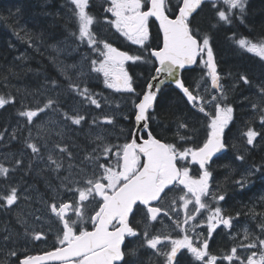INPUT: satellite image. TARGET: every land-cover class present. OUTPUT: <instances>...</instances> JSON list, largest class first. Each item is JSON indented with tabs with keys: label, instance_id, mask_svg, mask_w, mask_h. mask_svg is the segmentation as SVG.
<instances>
[{
	"label": "snow or ice",
	"instance_id": "6c2138e0",
	"mask_svg": "<svg viewBox=\"0 0 264 264\" xmlns=\"http://www.w3.org/2000/svg\"><path fill=\"white\" fill-rule=\"evenodd\" d=\"M69 3L74 6L70 11L76 25L71 35L95 54L83 57L88 62L89 74L95 73L97 78L102 76L109 89L136 94V100L132 101L135 127L122 144L97 135L92 141L94 147L85 151L79 164L74 162L76 157L67 143H55L45 158L41 154L42 146L34 140L29 129L19 157L13 154L8 164L0 163V182L5 185L0 188V209L12 210L22 198L19 186L10 182L12 174L21 169L31 172L33 160L42 161L45 169L56 174L59 181L47 184L51 194L41 201L47 211L49 231L55 226V243L51 250L38 255L27 254L25 249L21 256L12 247L7 256L15 257L16 264H145L143 249L151 251L148 264H152V257L156 258V264H264V213H257L255 209H249V214L253 219L261 217L256 224L258 234L244 226L242 240L225 254H214L210 248V241L218 229L229 230L232 239L239 235L233 234L231 229L240 213L235 217L225 215L219 206L225 195L219 186L213 189L211 170L213 158H219L217 154L228 147L226 129L235 119V109L228 103V91L221 83L210 29L202 31L196 16L207 5L213 12V27L232 25L236 20L243 23L247 0H105L107 6L103 12L106 15L102 20L90 13V0H69ZM150 22H158L160 35L157 39L162 41L155 48L149 43ZM99 24L114 28L132 45L143 49L147 56L121 51L101 39L94 29ZM232 39L240 50L258 58L255 62L260 71L256 82L248 69L239 70L231 88L255 87L259 99L251 103V109L264 127V38L237 39L233 34ZM141 60L156 65L157 76L152 80L166 74L183 93L186 102L197 114H202V137L198 129L190 127L186 121L178 123L175 142H164L153 134L150 122L155 119L153 112L160 85L165 81L161 79L155 85L149 82L146 91L136 93L125 65ZM192 65L202 66L206 71L201 77L203 86L197 83L190 89L179 77L182 69ZM65 78L68 100L62 101L61 93L57 92L47 97L42 106L33 108L21 103L17 115L24 119L25 126L32 125L34 118L48 110L58 113L67 124L80 126L86 121V116L80 114V106L90 104L100 108L98 94L74 82L70 76ZM51 85L53 90L59 87L54 80ZM77 97V105L70 106L68 101ZM15 103L10 94L0 95V108ZM96 122L94 118L93 124ZM103 122L111 125L114 118L105 116ZM40 131L45 135L54 134L61 141L65 137V128L59 127L56 121L47 122ZM241 135L246 145L255 146L257 137L262 134L249 126ZM3 139L4 133L0 132V140ZM11 139H17L16 130ZM46 144L47 141L44 147ZM26 151L33 158L27 164ZM236 159L243 161L244 156L237 155ZM61 171L67 175L61 176ZM257 172H261V166L248 169L235 183L243 189L249 177ZM23 198L31 199L29 196ZM34 219L41 221L42 217L34 215ZM165 219L169 223H165ZM17 223L23 229L25 241L46 240L47 234L37 231L24 215L17 216ZM156 223L162 227L154 231ZM141 224L143 230L138 227ZM13 235L20 234L9 232L2 239L15 243ZM129 239L133 241L131 245L126 242Z\"/></svg>",
	"mask_w": 264,
	"mask_h": 264
},
{
	"label": "trees",
	"instance_id": "16d2710c",
	"mask_svg": "<svg viewBox=\"0 0 264 264\" xmlns=\"http://www.w3.org/2000/svg\"><path fill=\"white\" fill-rule=\"evenodd\" d=\"M69 6V0H0V95L10 94L16 100L15 104L0 108V132L4 133V139L0 140V149H9L16 157H19L24 149L26 138L25 132L23 131L21 135L13 124L16 119L21 118L17 115L21 103L25 104L29 98L40 96L39 103L43 105L47 97L56 95L52 86H46L53 80L59 85L55 90H62L61 100L68 99V93L65 91L68 80L53 63L51 47L76 30L73 20L67 17ZM106 6L105 0H90V13L102 19L106 15L103 12ZM196 23L202 31L210 29L213 37V50L228 91V103L232 104L235 109V119L228 128L229 142L234 141L235 143L233 162L227 165L229 169L233 168L232 165L235 163L238 165L236 156L243 155L244 160L239 162V170L244 165L248 168L261 166V172L253 176L254 183L251 182L246 192L243 189L238 196L233 197L235 203L233 208L240 210L242 214H249V209L264 213V127H261L258 115L251 109V103L259 98L256 96L254 86L250 88L241 85L236 89L231 88L239 70L248 69L254 83L256 77L259 76V65L255 62L258 58L240 50L232 36L234 34L237 39L246 37L253 41L264 38V0H247V11L243 23L236 20L232 25L213 27L215 24L213 12L207 5L196 16ZM150 32L151 46L155 48L161 45V40L157 39L160 34L156 22H150ZM117 45L130 54L143 53L147 56V53H144L143 49L137 45L119 43ZM128 70L132 75L137 92L142 93L154 75L155 64L144 60L135 63L130 61ZM205 71L202 66L197 65L185 70L182 75L185 84L191 89L195 88ZM81 83L90 90L104 91L105 94L111 95L110 89L103 85V79L100 77ZM41 91L43 94L39 95L38 92ZM153 116L155 119L150 122V128L154 135L166 142H175L177 125L180 121L188 122L190 127L195 126L199 136H203L202 114H197L196 110L186 102L183 94L173 85H165L161 89ZM249 126L262 134L257 137L255 146L246 145L245 138L241 135ZM133 128L132 112L129 115L128 129L132 131ZM14 130H16L17 139H11ZM45 153L48 155V152ZM31 158L26 151L25 163ZM250 217L252 218L251 215ZM260 220V216L252 218L255 225ZM0 225L6 227L7 219L0 220Z\"/></svg>",
	"mask_w": 264,
	"mask_h": 264
},
{
	"label": "flooded vegetation",
	"instance_id": "af4514ba",
	"mask_svg": "<svg viewBox=\"0 0 264 264\" xmlns=\"http://www.w3.org/2000/svg\"><path fill=\"white\" fill-rule=\"evenodd\" d=\"M35 100H38V99H35ZM30 101H33V99H30ZM30 106L33 107V104H31ZM91 113L92 111L90 109L80 110V114H83L86 116V121H84L85 126H84V129H82L83 131L87 129L90 130L92 127ZM37 119L38 121L41 120L40 118H37ZM81 126L82 125L78 127L81 128ZM41 127L43 128L42 120L38 123L35 122L30 126L24 125L23 131L26 132V136H29V129H30L31 134H34L36 136L37 143L42 146L41 148L42 150L45 147L42 141L43 138L41 137L46 136V135L40 131ZM130 132L131 131H126L124 133L125 136L121 137V144L124 143L126 138L129 137ZM226 140L228 141V130L227 129H226ZM112 143H115V142H112ZM92 147H94V144L91 142L89 144V150H91ZM81 148L82 150H84V146H82ZM218 156L219 158H216V157L213 158V162L211 164V170L214 175L212 177L213 189H216L217 186H219V190L223 192V194L225 195V199L220 202L219 206L222 207L225 215H231L235 217L237 212L240 213V216L234 219L233 228L231 229V232L233 234H239L236 239H232L229 236L228 234L229 230L221 228L217 230V232L213 236V239L210 241L211 251L214 254L223 255L234 244L238 243L241 240V237H243L242 229L246 223L248 225V228L251 231L258 233V230L256 229V225L253 223L248 213L242 214L240 210L233 208V205L235 206L233 197H236L235 195L238 196L239 193L243 191V189H245V192H246V189L249 188V185H251V182L253 183L252 176L249 177L247 185L243 189H241L235 183V181L239 180L242 176L241 170H239V160H237L238 165L235 163L232 165L233 168L229 169L227 163L233 162V155H231L229 152H225ZM28 162H26V164ZM5 164H8V163H5ZM244 168L245 167H242V169ZM42 169H44V171H41ZM248 169L250 168L247 167V170ZM246 171L243 172V174H245ZM28 173L29 172L26 173L23 170H18L12 174V176L10 177V180H11L10 182L19 186L21 193H22V198L18 202V204L14 206L12 210L10 211H4L0 209V220L7 219L8 221V225L6 227H3L2 225H0V261L4 262V264H16L15 257L7 256L9 248L15 247L21 256L25 254V249L27 251V254L38 255V254H42L44 251L51 250L55 243V236H56L55 226L52 225L51 226L52 230L49 231L50 225L46 222L47 211L41 202L42 200L48 199V197L51 194L47 187V184L44 182L43 176H45L47 183L50 182L52 184H58L59 181L56 179V174L51 173L45 169V164L43 162H37L33 160V167H32V171L30 172L29 176H28ZM60 175L63 176L64 171H61ZM4 186L5 185H3V182H0V188H3ZM39 192L41 195L40 202H38L39 198L37 197ZM23 196L31 197L30 199L31 201L25 200ZM33 198L36 199V201H33ZM37 209H39L40 211L37 212L36 211ZM90 211H91V208H90ZM30 213L33 215H29ZM18 215H24L28 219L29 223L33 227H35L37 231L43 230L47 234L46 240L44 241H30V240L25 241V239L22 236L23 229L17 223ZM34 215H40L42 217V220L36 221L34 219ZM137 219H139V217H137ZM165 223H169V222L165 219ZM90 227L91 226L89 225V228ZM138 227L141 230H143L142 224L139 225ZM161 227H162L161 224L156 223L153 230L155 231L157 229H160ZM9 232L13 234H17V233L20 234V235H13V240L15 241V243H12L11 241L9 242L3 241L2 239L3 236L8 234ZM173 235L175 234L173 233ZM126 242L129 243L130 245L133 243L131 239H129ZM141 254H142L143 259L145 260V264H148L149 257L151 256V251L150 250L145 251L142 249ZM239 254L245 255V253L243 252H239ZM152 264H156L155 257H152ZM225 264H227V262H225Z\"/></svg>",
	"mask_w": 264,
	"mask_h": 264
},
{
	"label": "rangeland",
	"instance_id": "374dc122",
	"mask_svg": "<svg viewBox=\"0 0 264 264\" xmlns=\"http://www.w3.org/2000/svg\"><path fill=\"white\" fill-rule=\"evenodd\" d=\"M72 7L74 6L70 4L69 8L67 9L68 16L65 14L71 20H72L71 18L72 14L70 9ZM94 29L97 32V35L101 39L107 40L112 44L115 42H118L121 45L131 43L130 41L122 37L119 33H117L114 28H109L107 26H104L103 24H99V25H95ZM113 46L119 48V46L115 44H113ZM51 51H52V61L57 67L58 71H60V73L64 77L66 75L70 76L72 80L77 83H81L82 81H87L88 79H98L95 73L89 74L88 62L83 59L85 55L94 57L95 54L91 53L89 49L86 47V45L79 44V42L72 35H67L63 37L60 41H58L56 44H54L51 47ZM127 64L128 63H126L125 67H127ZM81 72H83L84 75H81ZM100 78H102V76H100ZM200 84L203 86V81H201ZM48 85L52 86L51 83ZM208 86L210 87L209 84ZM111 90L116 93H124V95H121V97H116L118 99H112L111 96L104 95V92L91 90L93 93L98 94L96 98L100 101V105H101L100 108H96L94 105H90V104L80 106V107L86 106L85 107L86 109L93 110L92 119L95 118L97 122L95 124V128L92 130L90 129L87 130L86 132H84L83 130H79L76 128L78 126L67 124V122H65L58 113H45L44 117L46 119L43 120V123L47 124V122L49 121H56L57 123L59 122L58 123L59 127L65 128V137L63 142L67 143L68 145L71 144L74 147V149L72 147L70 148L76 151L75 154L77 155L78 158L84 156L85 151H90L89 144L90 142H92L93 138H95L97 135H103L108 141L121 144V137L125 136L124 133L129 130L128 129L129 114L134 109V105L132 101L135 100L136 94H130L123 91H116L115 89H111ZM53 91L54 93L55 92L62 93L61 89L53 90ZM63 95H65V92H63ZM78 100L79 98L77 97L75 100H69L68 103L70 106L72 103H75L74 105H77ZM65 109L67 110V106L65 107ZM105 116L113 117L114 118L113 124L109 125L104 123L103 118ZM125 117L128 118L125 119ZM66 124L67 126L65 127ZM51 135L52 134L47 135L45 136V138L50 137L49 139H51V137H55L56 139L57 136H55L54 134L52 136ZM232 145L235 146L234 141ZM82 146H84V150H85V151L83 150V152L81 148ZM5 157H8V159L5 160ZM0 159H4V163H9L13 159L12 152H8V151L4 153L0 152ZM80 161L77 160L74 162L76 164H79ZM0 163L2 162L0 161ZM65 175H67V173H65ZM43 178H44V182L48 184L47 180L45 179V176H43ZM37 197L39 198L38 202H40L41 199L40 192L38 193ZM33 201H36V199L33 198ZM244 226H248L247 223ZM242 238L243 237H241V240Z\"/></svg>",
	"mask_w": 264,
	"mask_h": 264
},
{
	"label": "water",
	"instance_id": "95a60500",
	"mask_svg": "<svg viewBox=\"0 0 264 264\" xmlns=\"http://www.w3.org/2000/svg\"><path fill=\"white\" fill-rule=\"evenodd\" d=\"M157 23H158V22H157ZM193 66H194V65H192V66H186L185 69H187V68H191V67H193ZM182 70H183V69H182ZM182 70L180 71V77H179V78H181V72H182ZM155 76H157V73H156ZM161 79H163V80L165 81V83H172V84L175 85V83H174L173 80H171V79H169V78L166 77V74H160V75L158 76V79H157V80H152L151 83H153V84L155 85V84L159 83V80H161ZM181 79H182V78H181ZM165 83H164V84H165ZM164 84L160 85V87L163 86ZM225 150H226V149H225ZM225 150H224V151H225ZM224 151H223V152H224ZM217 155H219V154H217Z\"/></svg>",
	"mask_w": 264,
	"mask_h": 264
},
{
	"label": "bare ground",
	"instance_id": "6f19581e",
	"mask_svg": "<svg viewBox=\"0 0 264 264\" xmlns=\"http://www.w3.org/2000/svg\"><path fill=\"white\" fill-rule=\"evenodd\" d=\"M119 39V38H118ZM85 47V46H84ZM129 48V47H128ZM63 53V52H62ZM81 58V57H80ZM62 60V59H61ZM219 64V63H218ZM77 65V64H76ZM58 66V65H57ZM156 66V65H155ZM137 72V71H136ZM44 78V77H43ZM225 84V83H224ZM50 113V112H49ZM127 114V113H126ZM59 123V122H58ZM11 124V123H10ZM42 128V127H41ZM116 129V128H115ZM124 131V130H123ZM120 134V133H119ZM117 138V137H116ZM5 143V142H4ZM10 145V144H9ZM74 149V148H73ZM47 176V175H46ZM214 176V175H213ZM228 180V179H227ZM11 181V180H10ZM54 181V180H53ZM33 182V181H32ZM229 183V182H228ZM22 185V184H21ZM40 189V188H39ZM239 199V198H238ZM226 206V205H225ZM2 219V218H1ZM254 222V221H253ZM255 224V223H254ZM255 226V225H254Z\"/></svg>",
	"mask_w": 264,
	"mask_h": 264
}]
</instances>
